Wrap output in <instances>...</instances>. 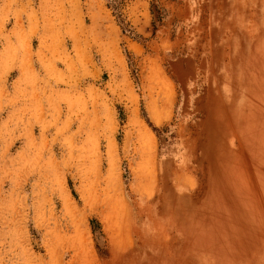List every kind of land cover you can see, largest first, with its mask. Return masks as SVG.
I'll return each instance as SVG.
<instances>
[{
  "label": "rangeland",
  "instance_id": "rangeland-1",
  "mask_svg": "<svg viewBox=\"0 0 264 264\" xmlns=\"http://www.w3.org/2000/svg\"><path fill=\"white\" fill-rule=\"evenodd\" d=\"M0 264H264V0H0Z\"/></svg>",
  "mask_w": 264,
  "mask_h": 264
}]
</instances>
